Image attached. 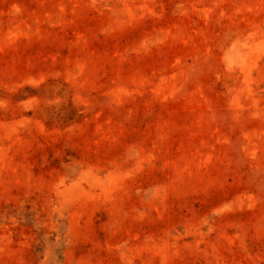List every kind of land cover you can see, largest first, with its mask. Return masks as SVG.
Listing matches in <instances>:
<instances>
[{
	"label": "rangeland",
	"instance_id": "374dc122",
	"mask_svg": "<svg viewBox=\"0 0 264 264\" xmlns=\"http://www.w3.org/2000/svg\"><path fill=\"white\" fill-rule=\"evenodd\" d=\"M0 264H264V0H0Z\"/></svg>",
	"mask_w": 264,
	"mask_h": 264
}]
</instances>
